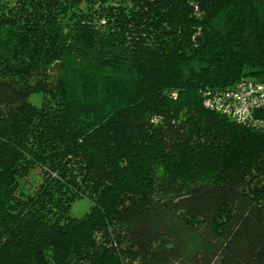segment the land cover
<instances>
[{
	"label": "trees",
	"instance_id": "1",
	"mask_svg": "<svg viewBox=\"0 0 264 264\" xmlns=\"http://www.w3.org/2000/svg\"><path fill=\"white\" fill-rule=\"evenodd\" d=\"M241 78L264 0H0V264H264V107L204 104Z\"/></svg>",
	"mask_w": 264,
	"mask_h": 264
},
{
	"label": "built area",
	"instance_id": "2",
	"mask_svg": "<svg viewBox=\"0 0 264 264\" xmlns=\"http://www.w3.org/2000/svg\"><path fill=\"white\" fill-rule=\"evenodd\" d=\"M207 108L243 124H257L254 112L264 107V81L241 78L225 88L204 93Z\"/></svg>",
	"mask_w": 264,
	"mask_h": 264
},
{
	"label": "rangeland",
	"instance_id": "3",
	"mask_svg": "<svg viewBox=\"0 0 264 264\" xmlns=\"http://www.w3.org/2000/svg\"><path fill=\"white\" fill-rule=\"evenodd\" d=\"M31 100L35 102H39L41 100V94H34L30 98ZM43 173L42 171L38 168L35 169L29 176L28 178L33 181V183L36 182H41L43 179ZM25 188H28V185H26ZM89 205L90 202L86 198H79L77 200H74L71 204L70 208V213L74 216H81L85 212L89 210Z\"/></svg>",
	"mask_w": 264,
	"mask_h": 264
}]
</instances>
